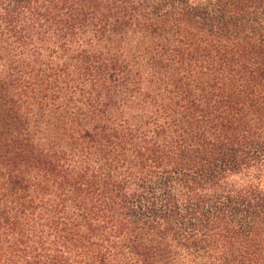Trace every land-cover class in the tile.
I'll return each instance as SVG.
<instances>
[{"label": "trees", "instance_id": "1", "mask_svg": "<svg viewBox=\"0 0 264 264\" xmlns=\"http://www.w3.org/2000/svg\"><path fill=\"white\" fill-rule=\"evenodd\" d=\"M0 264H264V0H0Z\"/></svg>", "mask_w": 264, "mask_h": 264}]
</instances>
